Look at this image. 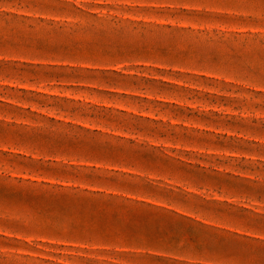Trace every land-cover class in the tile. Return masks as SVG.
Listing matches in <instances>:
<instances>
[{"label": "rangeland", "instance_id": "rangeland-1", "mask_svg": "<svg viewBox=\"0 0 264 264\" xmlns=\"http://www.w3.org/2000/svg\"><path fill=\"white\" fill-rule=\"evenodd\" d=\"M0 264H264V0H0Z\"/></svg>", "mask_w": 264, "mask_h": 264}]
</instances>
